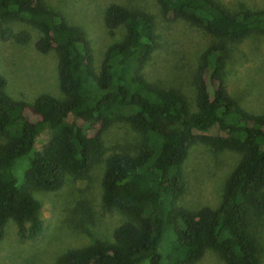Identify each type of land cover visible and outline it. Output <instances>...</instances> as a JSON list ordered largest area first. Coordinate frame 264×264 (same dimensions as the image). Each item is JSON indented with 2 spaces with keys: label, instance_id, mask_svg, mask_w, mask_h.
Here are the masks:
<instances>
[{
  "label": "trees",
  "instance_id": "trees-1",
  "mask_svg": "<svg viewBox=\"0 0 264 264\" xmlns=\"http://www.w3.org/2000/svg\"><path fill=\"white\" fill-rule=\"evenodd\" d=\"M154 1L164 19L212 39L193 75L191 107L178 90L143 75L160 47L149 13L107 5L103 28L110 36L122 28L124 35L105 49L95 71L84 34L42 0H0V22L34 27L35 51L54 52L61 95L27 105L6 94L0 76V240L8 220L18 239L37 238L43 220L33 193L57 191L67 176L83 179L103 162L100 208L125 220L110 241L68 249L55 264H197L205 250L223 264H264L252 232L264 215V111L243 110L221 76L229 44L252 32L264 35V10L231 12L216 0ZM117 122L138 139L104 157L102 135ZM195 143L239 155L215 209L179 205L186 190L182 165Z\"/></svg>",
  "mask_w": 264,
  "mask_h": 264
},
{
  "label": "rangeland",
  "instance_id": "rangeland-1",
  "mask_svg": "<svg viewBox=\"0 0 264 264\" xmlns=\"http://www.w3.org/2000/svg\"><path fill=\"white\" fill-rule=\"evenodd\" d=\"M71 26L81 31L89 42L92 63L98 71L105 49L124 35L117 28L109 35L102 24V14L113 3L149 13L155 22L160 47L143 68L149 82L178 90L188 104L194 101L193 75L200 55L212 41L201 30L181 20L164 19L154 0H42ZM229 11L264 10V0H216ZM15 38L14 36H17ZM39 33L20 22H0V76L5 92L13 100L30 105L36 98L49 95L61 98L56 74V56L50 51L39 54L34 43ZM222 79L230 97L245 111H264V35L249 33L237 43L228 45ZM193 109V107H192ZM28 119H34L28 108ZM138 135L127 123L112 124L102 135L107 157L137 141ZM37 142L33 151L41 148ZM32 151V152H33ZM239 159L230 151L215 152L200 143L193 144L183 162L186 190L179 205L196 211L215 209L221 200L223 184ZM103 162L97 164L83 179L67 176L62 187L54 192L35 191L43 220L41 234L34 240H20L15 225L8 220L0 240V264H55L56 258L68 249L80 248L94 240L110 241L112 231L124 222L117 212L100 208ZM14 175L20 178L19 164ZM33 198V199H34ZM34 199V200H35ZM260 260L264 262V215L252 226ZM197 264H223L211 250H205Z\"/></svg>",
  "mask_w": 264,
  "mask_h": 264
}]
</instances>
